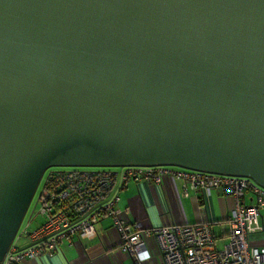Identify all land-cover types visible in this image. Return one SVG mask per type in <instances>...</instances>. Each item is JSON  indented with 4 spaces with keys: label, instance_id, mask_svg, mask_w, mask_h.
I'll return each mask as SVG.
<instances>
[{
    "label": "water",
    "instance_id": "1",
    "mask_svg": "<svg viewBox=\"0 0 264 264\" xmlns=\"http://www.w3.org/2000/svg\"><path fill=\"white\" fill-rule=\"evenodd\" d=\"M129 165L264 188V0H0V260L47 169Z\"/></svg>",
    "mask_w": 264,
    "mask_h": 264
},
{
    "label": "built area",
    "instance_id": "2",
    "mask_svg": "<svg viewBox=\"0 0 264 264\" xmlns=\"http://www.w3.org/2000/svg\"><path fill=\"white\" fill-rule=\"evenodd\" d=\"M170 175L183 180L185 195L190 189L209 194L212 188L222 187L235 199L236 208L229 218L228 240L223 247L217 246L210 221L145 227L130 218L128 209L117 206L120 191L130 182L162 184ZM38 187L35 211L17 233L19 237L29 236L32 243L20 248L16 236L0 264H23L28 259L59 252L61 244L71 242L74 236L79 240L92 238L98 235L105 218H111L121 238L120 248L132 257L134 264H152L147 242L150 235L157 240L161 264H264V245L249 239L250 234L263 229L264 188L251 178L163 165L51 167ZM247 191L253 192L252 204L245 203ZM38 215L44 221L31 230L30 224Z\"/></svg>",
    "mask_w": 264,
    "mask_h": 264
},
{
    "label": "crops",
    "instance_id": "3",
    "mask_svg": "<svg viewBox=\"0 0 264 264\" xmlns=\"http://www.w3.org/2000/svg\"><path fill=\"white\" fill-rule=\"evenodd\" d=\"M203 193L190 189L185 195L183 180L170 175L162 184L130 182L120 191L117 206L128 209L130 218L145 227L210 221L217 241L228 240L229 218L236 208L235 199L222 187L212 188L209 194ZM252 193L246 192L245 203L255 202ZM261 222L263 229L249 236L250 241L258 245H264V207L261 209ZM101 225L98 235L80 240L74 236L71 242L61 244L59 252L46 253L23 264H134L132 257L121 250V238L112 226L111 218L103 219ZM147 242L152 264H161L155 236H148Z\"/></svg>",
    "mask_w": 264,
    "mask_h": 264
},
{
    "label": "rangeland",
    "instance_id": "4",
    "mask_svg": "<svg viewBox=\"0 0 264 264\" xmlns=\"http://www.w3.org/2000/svg\"><path fill=\"white\" fill-rule=\"evenodd\" d=\"M172 167L173 168H175V167L181 168V167L176 166V165L172 166ZM57 168L69 169V168H74V167L71 166V167H57ZM81 168H97V167H81ZM39 192H40V187H38V190L36 191V194H35V196L32 200V203L30 205V209L28 210V213L24 218V222L22 223V227L27 224L30 214L35 211V206H37V201H38L37 199H38ZM39 207L40 206H38L37 210L39 209ZM43 221H44V217L42 215H38L34 219V221L30 224V229L35 230L40 224H42ZM215 232L218 234V231L216 229H215ZM31 241L32 240L29 236L19 237V234H18L16 237V243L20 248H24V247L30 245L32 243ZM225 242H227L226 238L218 239L217 244L219 247H222L225 244Z\"/></svg>",
    "mask_w": 264,
    "mask_h": 264
}]
</instances>
